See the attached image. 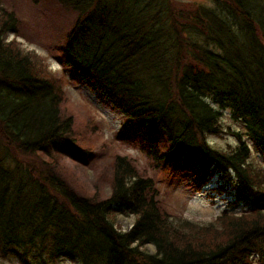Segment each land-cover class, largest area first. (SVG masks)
I'll list each match as a JSON object with an SVG mask.
<instances>
[{
    "label": "trees",
    "instance_id": "1",
    "mask_svg": "<svg viewBox=\"0 0 264 264\" xmlns=\"http://www.w3.org/2000/svg\"><path fill=\"white\" fill-rule=\"evenodd\" d=\"M1 1L0 257L264 264V167L250 160L252 148L264 153V0H56L76 13L63 64L123 115L119 135L163 133L165 151L153 138L144 148L148 165L193 170L197 189L216 172L233 179L227 207L206 223L167 211L154 178L125 155L109 158L101 174L106 196L65 180L57 159L75 160L82 148L63 110L62 81L17 35L7 40L18 20ZM223 111L241 129L223 123ZM223 133L234 144L208 142ZM31 153L46 159L38 174L19 159ZM118 215L133 218L128 229Z\"/></svg>",
    "mask_w": 264,
    "mask_h": 264
},
{
    "label": "rangeland",
    "instance_id": "2",
    "mask_svg": "<svg viewBox=\"0 0 264 264\" xmlns=\"http://www.w3.org/2000/svg\"><path fill=\"white\" fill-rule=\"evenodd\" d=\"M186 1L210 4L208 0ZM1 2L3 8L13 11L18 20L17 34L9 32L7 40L17 35L16 39L20 42L21 48L24 51H35L53 75L62 81L65 96L63 110L66 114L73 116V134L82 148V151L75 154V160L66 157L57 159L58 168L70 185L86 195L92 193H98L99 197L108 195L109 186L103 184L101 174L106 173L109 158L119 154L130 158L142 174L154 178L158 189L157 198L170 213L188 220L206 223L212 221L227 207L228 199L231 198L232 178L227 181L222 178L224 173L216 172L210 175L205 185L197 189L195 183L198 175L193 170L163 172L158 167L151 168L147 163L144 148L150 147V141L153 138L159 150L165 151L163 146L166 143L163 133L148 130L146 133L119 135L125 121L123 115L96 92L87 88L79 75L74 73L68 65L63 64L65 61L61 48L65 34L76 18L74 11L65 9L56 0H2ZM222 113L223 123L231 125L233 129H241L240 125L231 119L228 111ZM123 137L130 139L123 140ZM207 139L212 145L221 147L235 142V138L229 133L208 135ZM19 159L36 174L44 165H47L44 154H19ZM250 160L264 167L263 152L252 148ZM220 186L224 191L222 195ZM242 209H244L242 205L236 207L237 211ZM132 221V217L122 215L116 218V224L124 230L130 227ZM147 247L153 252L152 245ZM62 263L76 264L74 260L66 257ZM0 264L27 263L14 254L6 258L0 257Z\"/></svg>",
    "mask_w": 264,
    "mask_h": 264
}]
</instances>
